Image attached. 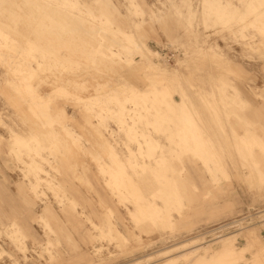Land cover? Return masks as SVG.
Here are the masks:
<instances>
[{"label":"rangeland","instance_id":"1","mask_svg":"<svg viewBox=\"0 0 264 264\" xmlns=\"http://www.w3.org/2000/svg\"><path fill=\"white\" fill-rule=\"evenodd\" d=\"M0 19V264H264V0Z\"/></svg>","mask_w":264,"mask_h":264},{"label":"bare ground","instance_id":"2","mask_svg":"<svg viewBox=\"0 0 264 264\" xmlns=\"http://www.w3.org/2000/svg\"><path fill=\"white\" fill-rule=\"evenodd\" d=\"M99 3V2H98ZM51 5V4H50ZM52 6V5H51ZM47 7V6H46ZM52 8V7H51ZM89 8V7H88ZM53 9H54V7H53ZM49 11H51L50 10V7H49ZM60 11V10H59ZM58 12V11H57ZM54 13V12H53ZM60 13V12H59ZM55 14H56V12H55ZM55 14H53V15H55ZM67 14V13H66ZM68 15H71V14H68ZM67 15V17H69ZM56 16H58V15H56ZM65 17V16H64ZM57 18V17H56ZM63 18V17H62ZM50 19H52V18H50ZM1 20V19H0ZM69 21H70V19H69ZM65 22H68L67 21V19H66V21ZM71 22V21H70ZM99 28H100V26H99ZM97 34V33H96ZM75 43V42H74ZM120 44V43H119ZM144 48V47H143ZM134 59V58H133ZM85 60V59H84ZM163 70V69H162ZM113 73V72H112ZM108 74V73H107ZM122 87H127V86H122ZM128 90V89H127ZM166 100H167V98H166ZM144 101H145V99H144ZM184 101V100H183ZM174 103L175 104H177V105H180V102L179 101H174ZM188 104V103H187ZM182 106V105H181ZM157 110V109H156ZM263 129V128H262ZM25 139V138H24ZM11 144V143H10ZM11 147H13V145L11 146ZM21 152V151H20ZM101 173V172H100ZM214 174V173H213ZM120 183V182H119ZM183 190V189H182ZM149 194V193H148ZM147 211V210H146ZM82 214V213H81ZM243 225V224H242ZM241 225V226H242ZM18 228V227H17ZM242 230V229H241ZM254 232V231H253ZM18 233H19V231H18ZM229 234V233H228ZM232 234V233H231ZM230 234V235H231ZM14 235H15V231H14ZM257 235V234H256ZM222 237V236H221ZM257 237H258V235H257ZM251 238V237H250ZM215 239V238H214ZM220 239H222V238H220ZM247 240V239H246ZM259 240V239H258ZM236 241H237V239L236 238H234V236H230V237H224L223 239H222V242H221V245L220 246H218L219 247V250H218V253H219V257H222L224 254H228L230 251H233V250H238V251H241L243 248H240V250L237 248V245H236ZM261 241V237H260V240H259V242ZM262 242H263V240H262ZM251 243H252V241H251ZM24 244V243H23ZM260 244V243H259ZM258 244V246H260ZM257 245V244H256ZM24 246H25V244H24ZM263 246V245H262ZM50 248H51V246H49ZM217 247V248H218ZM254 247V246H253ZM245 248V247H244ZM258 248H260V247H258ZM26 249V248H25ZM50 250V249H49ZM215 250V249H214ZM245 250V249H244ZM217 250H215V252H216ZM229 251V252H228ZM246 251V250H245ZM1 252V251H0ZM208 253V252H207ZM233 254H234V252H232ZM258 253V252H257ZM260 253V252H259ZM151 254V253H150ZM255 254V253H254ZM253 254V255H254ZM201 255V254H200ZM204 255V254H203ZM203 255H201L200 256V259H201V257L202 258H206V257H204ZM205 255H206V253H205ZM208 255V254H207ZM213 256H215V253L213 254ZM230 256H233L232 254H230ZM248 256V255H247ZM260 256V255H259ZM25 257V256H24ZM216 257H218V255L216 256ZM226 257V256H225ZM229 257V256H228ZM233 257H235V256H233ZM262 257V256H261ZM213 258V257H212ZM249 258V257H248ZM25 259V258H24ZM199 259V258H198ZM210 259V258H209ZM204 260H206V259H204ZM230 260V259H229ZM198 261V260H197ZM16 262H17V260H16ZM14 263V262H13ZM13 263H9V264H13ZM136 263V262H135ZM145 263V262H144ZM201 262H199V264H200ZM239 263V262H238Z\"/></svg>","mask_w":264,"mask_h":264},{"label":"crops","instance_id":"3","mask_svg":"<svg viewBox=\"0 0 264 264\" xmlns=\"http://www.w3.org/2000/svg\"><path fill=\"white\" fill-rule=\"evenodd\" d=\"M23 145H26L27 147H29L30 144L28 145V144H25V143H24ZM29 149H30V148H29ZM29 149H27V151H28ZM11 152H12V148H11ZM27 154H28V155H32V154H30V153H27ZM20 158H21V157H20ZM34 162H36V161H34ZM32 168L34 169V167H32ZM34 170H35V169H34ZM35 171H36V170H35ZM37 184H38V181H37L36 183H34V185H37ZM46 209L51 210L49 206H47ZM4 251H6V250H4Z\"/></svg>","mask_w":264,"mask_h":264}]
</instances>
